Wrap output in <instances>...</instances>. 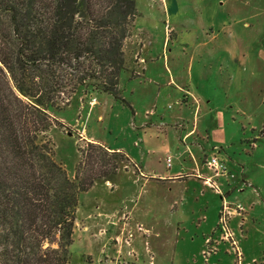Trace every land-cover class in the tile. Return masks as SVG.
<instances>
[{
  "label": "rangeland",
  "instance_id": "1",
  "mask_svg": "<svg viewBox=\"0 0 264 264\" xmlns=\"http://www.w3.org/2000/svg\"><path fill=\"white\" fill-rule=\"evenodd\" d=\"M135 3L138 15L125 45L118 98L80 89L62 109H52L60 123L42 139L53 143L56 160L71 178L89 141L139 154L142 146L150 145L165 151L161 160L168 169L179 160L195 161L201 172L210 170L216 179L233 174L234 166L239 171L225 182L228 190L211 203L219 210L227 199L233 213L220 210L209 234H188L179 207L185 213L196 211L188 218L191 225L199 226L207 215L202 214L208 207L203 195L207 183L200 170L183 168L190 174L182 176L186 181L163 185L141 178L128 152L129 160L111 156L121 164L116 175L97 180L81 194L70 264H264V0ZM142 48L151 56L164 51L150 65L149 75L159 73L165 60L182 77L179 89H171L178 99L202 100L201 108L191 101L183 106L190 115L195 108L196 116L202 110L203 132L185 140L180 149V140L167 141L165 131L154 132L152 138L136 133L133 111L122 101L157 100L159 88L163 99L169 90L149 85L148 78L137 80ZM176 109L166 107L168 113ZM146 159L158 161L153 155ZM184 238L196 240L194 245L201 240L202 246L185 244Z\"/></svg>",
  "mask_w": 264,
  "mask_h": 264
},
{
  "label": "trees",
  "instance_id": "2",
  "mask_svg": "<svg viewBox=\"0 0 264 264\" xmlns=\"http://www.w3.org/2000/svg\"><path fill=\"white\" fill-rule=\"evenodd\" d=\"M137 15L135 0H0V264H70L81 194L129 160L89 141L71 178L42 137L80 89L118 98Z\"/></svg>",
  "mask_w": 264,
  "mask_h": 264
},
{
  "label": "crops",
  "instance_id": "3",
  "mask_svg": "<svg viewBox=\"0 0 264 264\" xmlns=\"http://www.w3.org/2000/svg\"><path fill=\"white\" fill-rule=\"evenodd\" d=\"M163 52L164 51L159 53L158 56H151L153 54L152 52L149 51V53L147 54V52L143 50L142 48V53L138 61L139 70L137 72L136 77L138 78L137 80L139 82H141L140 78L144 77L145 79L148 78L146 79V82L149 83V85H157L159 87L166 86L169 89L168 92L165 94L166 96H163V99L161 98L163 92H161V88H159V96L157 100H122V101L125 105L127 104L133 111V123L132 124L134 126L136 133L141 135L143 132L144 136H149V138H152V135H155L154 132L156 134L157 133L159 134L160 132L165 131L167 141L169 140V138L174 139L175 143L177 144V139L180 140L181 143L176 145V148L180 149L182 146V143H184L185 140H189L190 138L194 136L200 137L201 133L203 132L201 129V124H200L203 121H201L199 117L202 110L199 111V114L196 116L197 104H199L201 108L200 104L202 100L185 101L186 103L191 101L190 104L194 105L196 108L192 115L184 111L183 109V106L185 104L184 100H179L178 95H176V92L174 90H171L172 88L176 90L179 89V86L182 81V77L176 74L172 70V68L168 69L166 67L165 60L163 61L164 64H163L162 69L159 70V73L157 74L151 73L149 75L150 65L152 63H156L158 58L161 57V55H163ZM130 79H133V77L130 76ZM175 105L177 106V109L174 112L168 113V111H166V107L167 108L171 106L174 107ZM160 110L163 114L159 113ZM210 111H213V110L210 109ZM217 115H218V112H216L213 122H216L218 120ZM206 131L207 130L205 129V132ZM156 137H159V136H156ZM116 150H123L126 153L128 152L135 166L140 167V171H139L140 177L148 182H153V181L157 182L161 180L163 185H165L166 183L168 184L170 182L174 183L175 181H177L178 183H181L182 181L187 180V178L182 179V176H186V177L190 176V174L187 173L186 171H181L183 168H186V169L192 168L195 171L200 170V166L198 165L199 163L195 161L185 162L182 160H179V163L172 164V167L168 169L166 164L164 166L163 161L161 160V157L164 156L165 151L151 148L150 145H147V149H145V146H142V148H140V154L138 152L135 153L136 149L135 151L134 150L129 151L127 147H122L121 149L118 148ZM146 154L157 156L158 161L157 162L153 160L147 161ZM177 158L180 159L181 157L178 156ZM232 170H233L232 172L234 173L231 174L230 176H221V177H218L217 179L213 177L210 170H207V169L204 170L207 173L201 172L200 170L199 175H203L202 177L204 181L207 183L206 185H204L205 191L203 195H204V198H206L204 200H205V204H207L208 207L205 211L202 212V214L203 213H205V215L207 214L205 216L206 219L203 220L199 226H195V224L194 225L188 224L189 222L188 218L196 216L197 215L196 211H193L194 209H192L189 212L185 213L183 212L185 210L179 207L178 214L181 215L185 219L183 222L184 232L188 234L191 233L196 236L197 234L201 232L203 234L205 233L209 234L212 231H214V229L216 228V225H217L216 218L220 216V213H219L220 210H226L230 213H233L230 209L231 205L227 199H222V207L219 210L213 209L211 205V203L215 200V197L222 194V190L223 191L228 190L227 184L225 182L228 181L231 177H235L239 171L234 166H232ZM190 182H191V179H190ZM195 184L198 185L196 182ZM216 185H218V187H216ZM195 191L196 190L193 189L194 193ZM224 203H227V204H224ZM167 211L169 212V210ZM183 241L185 244L193 243L194 245L196 243V240L188 242L185 238ZM199 245L202 246L201 240H199V242L194 246L196 247L198 246L199 248Z\"/></svg>",
  "mask_w": 264,
  "mask_h": 264
},
{
  "label": "water",
  "instance_id": "4",
  "mask_svg": "<svg viewBox=\"0 0 264 264\" xmlns=\"http://www.w3.org/2000/svg\"><path fill=\"white\" fill-rule=\"evenodd\" d=\"M57 241V239H55Z\"/></svg>",
  "mask_w": 264,
  "mask_h": 264
},
{
  "label": "built area",
  "instance_id": "5",
  "mask_svg": "<svg viewBox=\"0 0 264 264\" xmlns=\"http://www.w3.org/2000/svg\"><path fill=\"white\" fill-rule=\"evenodd\" d=\"M216 161V160H215Z\"/></svg>",
  "mask_w": 264,
  "mask_h": 264
}]
</instances>
